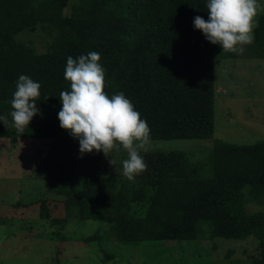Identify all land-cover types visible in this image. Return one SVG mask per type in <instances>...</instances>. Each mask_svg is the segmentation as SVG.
Instances as JSON below:
<instances>
[{"label": "trees", "instance_id": "trees-1", "mask_svg": "<svg viewBox=\"0 0 264 264\" xmlns=\"http://www.w3.org/2000/svg\"><path fill=\"white\" fill-rule=\"evenodd\" d=\"M207 2L0 0V115L9 121L0 122V139H16V144L53 140L37 175L65 198L67 214L112 224L121 244L195 240L207 224L209 239L252 236L264 246V214L246 207L251 198H264V140H215L210 175L190 166L183 151L140 153L147 170L117 191L116 183L103 177L98 156H76L79 141L57 118L59 95L70 90L64 79L67 58L97 51L105 93L122 92L131 101L151 129L150 140L212 138L215 60L264 59V14L246 54L224 52L194 28L195 16L208 19ZM30 31L47 36L42 52L20 40ZM21 74L40 83V112L18 134L11 127L10 101ZM135 186L139 189L130 197ZM48 201H38L39 217L54 225L58 220L52 219ZM133 203L146 208L143 216L130 212ZM252 264H264V247Z\"/></svg>", "mask_w": 264, "mask_h": 264}, {"label": "rangeland", "instance_id": "rangeland-1", "mask_svg": "<svg viewBox=\"0 0 264 264\" xmlns=\"http://www.w3.org/2000/svg\"><path fill=\"white\" fill-rule=\"evenodd\" d=\"M258 3L262 10L257 20L264 14V0ZM47 39L46 35L34 31L20 36L21 41L32 42L40 52ZM214 95L212 138L150 140L148 151L141 153L183 151L190 166H198L201 174L210 175L215 140L236 144L264 140V59L243 56L216 59ZM52 143L51 139L19 144L0 139V264H252L260 256L264 246L255 237L209 239L207 224L195 240L142 241L125 245L117 242L111 231L112 224L80 221L67 214L62 202L65 198L37 175L38 163ZM75 154L81 156L79 150ZM82 156H98L103 177L114 181L117 191L124 182L134 181L122 174V161L127 158L122 148L110 153L116 161L114 166L103 152L93 150ZM138 189L137 186L130 188L129 196ZM43 198L49 200L52 219L58 220L54 225L39 217L38 201ZM246 207L249 212L264 214V198L259 201L251 198ZM145 210L144 206L133 203L130 212L143 216ZM92 236L95 237L89 242L82 240Z\"/></svg>", "mask_w": 264, "mask_h": 264}, {"label": "clouds", "instance_id": "clouds-1", "mask_svg": "<svg viewBox=\"0 0 264 264\" xmlns=\"http://www.w3.org/2000/svg\"><path fill=\"white\" fill-rule=\"evenodd\" d=\"M206 8L208 19L195 16L194 28L224 52L243 54L245 46L254 42L256 18L262 10L258 0H208ZM100 59L97 51L67 58L64 79L70 90L59 95L62 106L57 118L60 127L78 139L81 156L95 150L110 157L113 150H125L122 174L132 181L147 170L140 153L148 151L151 129L122 92L111 97L105 93V70ZM40 87L28 75L21 74L16 81L10 116L11 127L18 134L24 133L33 116L40 112L36 106ZM0 122L8 125V117L0 115ZM109 163L114 166L116 161L110 157Z\"/></svg>", "mask_w": 264, "mask_h": 264}, {"label": "water", "instance_id": "water-1", "mask_svg": "<svg viewBox=\"0 0 264 264\" xmlns=\"http://www.w3.org/2000/svg\"><path fill=\"white\" fill-rule=\"evenodd\" d=\"M13 142H16V139H13Z\"/></svg>", "mask_w": 264, "mask_h": 264}]
</instances>
